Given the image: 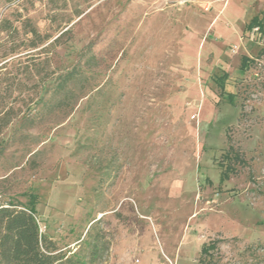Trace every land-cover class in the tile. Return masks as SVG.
<instances>
[{"label":"rangeland","instance_id":"obj_1","mask_svg":"<svg viewBox=\"0 0 264 264\" xmlns=\"http://www.w3.org/2000/svg\"><path fill=\"white\" fill-rule=\"evenodd\" d=\"M256 16L264 0H0V197L35 195L42 232L85 264H204L210 240L217 264H264ZM74 64L83 96L42 107Z\"/></svg>","mask_w":264,"mask_h":264},{"label":"trees","instance_id":"obj_2","mask_svg":"<svg viewBox=\"0 0 264 264\" xmlns=\"http://www.w3.org/2000/svg\"><path fill=\"white\" fill-rule=\"evenodd\" d=\"M255 27L264 32V17L256 16L246 25L247 30ZM31 33L36 35L34 29ZM31 46L35 47L37 43L34 42ZM90 52L91 50L84 52L88 65H92L96 59L95 55ZM88 73L91 74V72H86L82 66L74 64L60 71L55 77L48 78L46 84L41 86L42 107L47 110L71 108L74 102L85 93L82 91L89 82ZM78 83L86 84H83L80 90L77 87ZM90 89L89 87L88 90ZM46 93L47 96L44 98ZM36 106L37 103L32 104L31 109L34 110ZM232 150L233 148L230 147L225 157H231ZM237 155L235 154V158ZM229 171L231 170L226 166L222 178L227 177ZM36 201L35 195L30 196L25 204L0 197V264H85L80 258H76L74 253L67 256L66 252L58 248L54 240L40 231L35 208ZM215 247V240L202 243L200 263L217 264L210 254L211 249ZM96 251L97 246H94L91 250L92 256H95Z\"/></svg>","mask_w":264,"mask_h":264},{"label":"built area","instance_id":"obj_3","mask_svg":"<svg viewBox=\"0 0 264 264\" xmlns=\"http://www.w3.org/2000/svg\"><path fill=\"white\" fill-rule=\"evenodd\" d=\"M40 231H42L41 228H40Z\"/></svg>","mask_w":264,"mask_h":264}]
</instances>
